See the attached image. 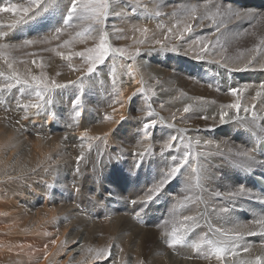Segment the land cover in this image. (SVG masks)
I'll use <instances>...</instances> for the list:
<instances>
[{
  "label": "bare ground",
  "instance_id": "6f19581e",
  "mask_svg": "<svg viewBox=\"0 0 264 264\" xmlns=\"http://www.w3.org/2000/svg\"><path fill=\"white\" fill-rule=\"evenodd\" d=\"M38 1L0 0V68L8 57L29 59L33 74L41 64L49 79L41 87L0 75V264H264V206L249 201L262 197L242 186V173L262 164L264 4L128 0L126 27L123 1L111 0L120 40L111 43L126 54L113 50L120 57L110 53L108 62L117 66L96 84L84 58L70 60L99 45L95 34L72 32L69 14L61 33L43 17L27 31ZM25 35L36 36L33 46L8 45ZM117 133L131 141L124 169H112L107 154L104 171L92 169L86 155ZM60 164L72 169L74 190L55 179ZM124 191L132 201L120 197L125 206L116 209Z\"/></svg>",
  "mask_w": 264,
  "mask_h": 264
},
{
  "label": "rangeland",
  "instance_id": "374dc122",
  "mask_svg": "<svg viewBox=\"0 0 264 264\" xmlns=\"http://www.w3.org/2000/svg\"><path fill=\"white\" fill-rule=\"evenodd\" d=\"M57 1V2H56ZM68 1V2H67ZM123 2V6L125 7V9L127 10L126 12H125V14H126V16H127V25H126V27L127 26H131V23H130V20H132V19H130V14H129V10H128V4L126 3V2H128V0H122ZM134 3H138V2H140V0H132ZM39 3H38V9H37V11H35L34 12V14L32 15L33 17H32V20H30V26L28 27H26V29H28L27 31H29V30H33V31H35V29L36 28H34V27H39L40 26V21L42 20V22L44 23V24H50L51 22H52V20H54L53 22V29L51 28L50 29V32H55V34L59 31H61L62 29H64V28H67L68 27V24L70 25L71 24V26H72V32L75 30V31H83V32H86V36L88 37L89 35H88V33L89 32H92V35L93 34H95L94 36L96 37V39H95V37H93V40L95 39L96 41H94V42H98L97 44H99V45H96L93 49H92V51L90 52V53H84L85 52V47L87 46H82L81 48H80V50H78L77 52L78 53H76L75 55H73L72 57H67L68 59H70V60H76L77 59V57H78V55H80L82 58H84L85 59V63H87V66H88V68H87V71H88V75H89V73H92V72H97L98 73V77H97V75H96V80H94V82L97 84V80H103V78L105 77V74H106V76H108V74L109 75H111V73L115 70V66H117L116 64H110L109 62H108V60L110 59V57H111V54L110 53H113L114 55H117V56H119L120 57V55L119 54H117V53H115L113 50H119L120 52H122V53H124L123 52V50L125 49V48H122V47H118V45H116V44H113L112 45V43L111 42H120V40L118 39L119 37H118V31H117V29H116V21H115V16H116V14H115V11L114 10H109V8H110V3H111V0H40V1H38ZM44 2H49L48 3V5L45 7V8H49V9H46V10H51L49 13H50V15H43V5H44ZM70 2V3H69ZM109 2V3H108ZM133 3V4H134ZM40 4V5H39ZM58 4V5H57ZM67 4H69V6L67 5ZM125 4V5H124ZM50 5V6H49ZM72 5V6H71ZM66 6V7H65ZM41 7H42V11L40 10L41 9ZM50 7H52L51 9H50ZM58 7V8H57ZM71 7H76L77 8V10H75V11H73L74 13H75V15H74V17H73V23H70V22H72L71 21V17L72 16H70V13L68 12V10H70V12H71ZM40 8V9H39ZM61 8H65V10L64 9H61ZM69 8V9H68ZM59 9V10H58ZM67 10V11H66ZM28 11V12H27ZM62 11L63 12H68V13H62ZM111 11V14L108 16V19H107V21H106V23L105 24H101V23H99L100 21H101V19L108 13V12H110ZM37 12H38V14H37ZM56 12V13H55ZM49 13H47V14H49ZM58 13V14H57ZM77 13V14H76ZM25 14H27L26 16H27V18L28 17H30L31 16V14H30V9L29 10H26V12H25ZM62 14H63V16H62ZM67 14H69L68 16H67ZM35 15H37V16H35ZM59 15V16H58ZM39 16V17H38ZM58 16V17H57ZM67 16V17H66ZM84 16H85V18H84ZM43 17V18H42ZM67 18V27H66V25H64V26H62V27H60L62 24H60L61 22H63V18ZM257 17H259V15H253V16H251L250 17V22H251V25L254 23V21L256 20V18ZM263 17H264V15H263ZM34 18V19H33ZM35 18H37V19H39V20H37V19H35ZM42 18V19H41ZM61 18V19H60ZM65 18V19H66ZM41 19V20H40ZM58 19H60V20H58ZM70 19V20H69ZM84 19V20H83ZM114 19V20H113ZM45 20V21H44ZM58 20V21H57ZM62 20V21H61ZM110 20V21H109ZM32 21H35V22H37V23H35V22H33V23H35V25L32 23ZM129 21V22H128ZM40 22V23H39ZM46 22V23H45ZM58 22V23H57ZM264 22V21H263ZM98 23V24H97ZM129 23V24H128ZM59 24H60V26H59ZM100 24V25H99ZM108 24H111V26H114V29H113V37H111V35H108L109 33V30H110V28H109V26H108ZM264 24V23H263ZM34 25V26H33ZM106 25L108 26L107 28H106ZM71 26H69L70 28H71ZM103 26V27H102ZM29 28H32V29H29ZM60 28V29H59ZM87 28V30H89V32H87L85 29ZM143 30H142V32H141V36L142 37H145V29L144 28H142ZM52 30V31H51ZM85 30V31H84ZM98 31V32H97ZM94 32V33H93ZM40 33H41V31L39 30V32H38V36L35 38L34 37V35H30L29 36V38L30 39H26V35H28V34H30L29 32L28 33H26V35H25V37H22V39L21 40H18V37H16V39L14 40L15 42H13V43H11V44H8V45H13L14 47H16V48H22V47H24V44H27L28 43V46H33L34 44L32 43V42H34V40L36 39L37 41H44V35L42 34V35H40ZM61 33V32H60ZM97 33V34H96ZM99 33L102 35V40L101 39H99ZM19 35V34H18ZM42 36V38H40ZM32 37V38H31ZM111 37V38H110ZM3 38V37H2ZM33 38H35V39H33ZM107 38V39H106ZM110 38V39H109ZM112 38L114 39V40H112ZM23 39H25V40H23ZM31 39H33V41L31 40ZM39 39V40H38ZM42 39V40H41ZM4 40H6V38H3L2 39V41L5 43V41ZM17 40V41H16ZM98 40V41H97ZM101 41V42H100ZM2 42V44H4ZM72 43H73V41H72ZM263 43H264V41H263ZM17 44V45H16ZM57 45V44H56ZM111 48V49H110ZM83 49H84V51H83ZM171 49H172V47H171ZM50 49L49 48H46V52H50L51 53V56H52V58H60L61 60H62V62H64V57L63 56H56V54H53V51H49ZM16 55H18V52H14ZM84 53V54H83ZM85 54H87L86 56H85ZM124 54H126V53H124ZM2 56L3 55H0V58H2ZM23 56H25V55H23ZM63 57V58H62ZM86 57V58H85ZM9 59H8V61H9V64H7V63H5V64H3V66L0 68V75L1 76H7V77H9V78H11L12 79V81L15 79V77H18V78H20V75L22 74V76H26V78H28V76L30 77L29 78V80H31L32 82H34V83H37L38 85H40L41 87H44L45 85L47 86L48 84H49V79L47 78V73L45 72V70H42V65L41 64H38V72L37 73H35V74H33V70H32V66H33V64H32V61L31 60H27L26 62H19V61H13V59L11 58V57H8ZM12 59V60H11ZM107 59V62L106 63H104V61ZM72 60V61H73ZM76 62V61H75ZM12 63V64H11ZM91 64V65H90ZM109 64V65H108ZM6 66V67H5ZM28 67H29V69H28ZM103 67H104V70H103ZM4 70V71H3ZM110 71H111V73H110ZM4 72V73H3ZM7 72H8V74H7ZM27 72V73H26ZM88 75H87V79H90L91 80V78H89L88 77ZM101 75H102V77L103 78H100L101 77ZM233 79H234V77H232ZM21 79V78H20ZM19 80V79H18ZM21 81V80H20ZM14 82V84L16 83L15 81H13ZM48 82V83H47ZM54 86H50V87H58L59 85H58V83L56 82L55 83V81H54ZM121 84H122V82H121ZM58 85V86H57ZM45 86V87H46ZM49 86V85H48ZM47 86V87H48ZM94 87H97V85H95ZM238 87V86H237ZM96 89H99V87H97ZM95 89V90H96ZM94 105V106H93ZM92 106H93V108H100L101 109V106L99 107V104L97 105V104H92ZM57 110V109H56ZM58 111V110H57ZM59 113V114H58ZM59 115H60V117H59ZM56 116H58L57 118H58V120L61 122V123H65L64 122V118L62 117V115H61V113H60V111H58V112H56ZM63 119V120H62ZM123 135V136H122ZM118 136V137H117ZM122 138V139H120V137ZM126 136V137H125ZM116 138H118V139H116ZM126 140H125V139ZM128 138H129V136L127 135V134H119V133H117V135H116V137L115 136H113L112 137V139L115 141V142H113V140L110 142H107V143H105L103 146H101V147H99V148H97L96 150H95V154L91 157L89 154H87L86 155V157H88V160L90 161V163H91V168L92 169H94V167H95V169L97 170L98 169V172H103L104 170H102L103 169V166H102V162H103V157L107 154L108 156H110V158H113V160H114V164H111V168L113 169V167L114 168H116V169H118V170H121V168H122V170L124 169V164H125V160L127 159V151L128 152H130L129 150H130V148H131V141H129L130 140V138H129V140H128ZM119 139H120V142H119ZM118 140V141H117ZM122 140V141H121ZM124 141V142H123ZM226 141L227 142H229V139H226ZM126 142V143H125ZM129 143H130V147H129ZM108 144V145H107ZM126 144H128V145H126ZM111 145V146H110ZM114 145V146H113ZM116 145V146H115ZM125 145V146H124ZM107 146H109V147H107ZM103 147V148H102ZM104 147H106V148H104ZM110 147H113L114 149H118V151H120V152H118V151H116V150H114L113 148V150L111 149L110 150ZM126 148V149H125ZM98 150V153L96 152ZM110 150V152H108ZM124 150H127V151H125V154H123L124 153ZM92 152H94V151H92ZM100 152V153H99ZM107 152V153H106ZM118 154H116V153ZM123 152V153H122ZM90 153H91V151H90ZM102 153V154H101ZM105 153V154H104ZM109 153V154H108ZM68 153H66V156H68L67 155ZM116 154V156H114ZM123 154V156L125 155V157H121V155ZM94 156H95V158H94ZM100 156V157H99ZM119 157V158H118ZM91 158H92V160H91ZM99 159V162H96V160H98ZM116 158V159H115ZM119 160H118V159ZM124 158V159H123ZM96 159V160H95ZM116 160V161H115ZM122 160V161H121ZM118 163V164H117ZM65 164H63V165H61L60 164V168H61V171L59 170V172H56V175H55V179L57 180V182H59V183H61L62 184V181L61 180H64L63 181V184L62 185H64L65 183H67V185H68V188L70 189V190H74L75 189V186L77 185V183H75V181L73 180V176L70 174V170H72L71 168H70V170H69V168L68 167H66V166H64ZM119 165V166H118ZM63 166L65 167V168H63ZM123 166V167H122ZM118 167H121V168H118ZM59 168V167H58ZM67 168V169H66ZM63 169V170H62ZM65 169V170H64ZM79 171L81 170V169H78ZM67 175H64L63 174V172ZM84 170H81V172L83 173V175H85V173L84 172H88V170H85L84 172H83ZM62 172V173H61ZM67 172V173H66ZM87 172H86V174H87ZM57 173H59V174H57ZM224 173V172H223ZM62 174V175H61ZM58 178H57V177ZM60 176H62L63 178H61ZM70 176H72L71 178H70ZM86 176V175H85ZM85 176H83V177H85ZM119 176H121V174H119ZM67 179V180H66ZM82 179H84V178H82ZM82 179H81V181H82ZM73 180V181H72ZM66 181V182H65ZM70 181V182H69ZM73 182V183H72ZM66 185V184H65ZM66 185V186H67ZM108 185V186H107ZM133 185V184H132ZM71 186H72V188H71ZM102 188H104V189H106V195L108 196V198H111L112 197V195H113V190H114V187H110V184H107V182L105 181L104 183H103V185L101 186ZM130 187H133L132 189H131V191L134 189V185L133 186H129V188ZM109 191V192H108ZM131 191H129V192H131ZM231 191V190H230ZM126 191H124V192H122V194H120V195H117L116 194V197H117V199L113 202V204H114V207L117 209V205L119 206H121V209L122 208H124V206H125V204L123 203V202H118L119 201V199H121L126 193H125ZM111 193V194H110ZM125 193V194H124ZM110 194V195H109ZM95 197H97V194H96V196ZM121 197V198H120ZM108 201H109V199H108ZM122 201V200H121ZM129 205L127 204L126 205V207H128ZM119 208L120 207H118V210H119ZM124 215V214H123ZM110 221L112 220L111 219V217H109L108 218ZM158 219H160V218H158ZM162 220V219H161Z\"/></svg>",
  "mask_w": 264,
  "mask_h": 264
}]
</instances>
